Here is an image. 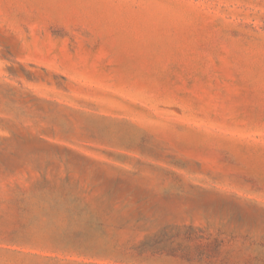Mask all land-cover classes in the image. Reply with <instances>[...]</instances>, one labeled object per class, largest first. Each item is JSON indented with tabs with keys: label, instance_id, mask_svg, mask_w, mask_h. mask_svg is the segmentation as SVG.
I'll return each instance as SVG.
<instances>
[{
	"label": "rangeland",
	"instance_id": "374dc122",
	"mask_svg": "<svg viewBox=\"0 0 264 264\" xmlns=\"http://www.w3.org/2000/svg\"><path fill=\"white\" fill-rule=\"evenodd\" d=\"M0 264H264V0H0Z\"/></svg>",
	"mask_w": 264,
	"mask_h": 264
}]
</instances>
